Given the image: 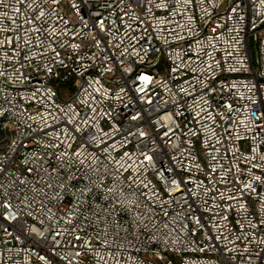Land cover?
Returning a JSON list of instances; mask_svg holds the SVG:
<instances>
[{"label":"built area","instance_id":"1","mask_svg":"<svg viewBox=\"0 0 264 264\" xmlns=\"http://www.w3.org/2000/svg\"><path fill=\"white\" fill-rule=\"evenodd\" d=\"M0 264H264V0H0Z\"/></svg>","mask_w":264,"mask_h":264},{"label":"rangeland","instance_id":"2","mask_svg":"<svg viewBox=\"0 0 264 264\" xmlns=\"http://www.w3.org/2000/svg\"><path fill=\"white\" fill-rule=\"evenodd\" d=\"M250 51H251V55H252L254 62L257 63V48L255 44L253 43V41L250 42ZM71 92H72V89L69 88L68 94H66L65 96L68 97Z\"/></svg>","mask_w":264,"mask_h":264}]
</instances>
